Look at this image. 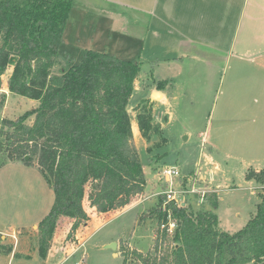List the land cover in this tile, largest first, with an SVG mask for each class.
Here are the masks:
<instances>
[{"label":"trees","instance_id":"1","mask_svg":"<svg viewBox=\"0 0 264 264\" xmlns=\"http://www.w3.org/2000/svg\"><path fill=\"white\" fill-rule=\"evenodd\" d=\"M77 1L0 0V108L6 101L2 88L6 72L5 90L38 103L19 117L0 120V168L7 163L31 167L53 191L52 206L37 224L41 258L59 222L71 224L67 240H74L88 222L83 202L87 206L90 179L95 181L90 203L96 214L129 206L146 187L127 112L139 62L90 49L80 63L65 64L52 72L58 64L69 13ZM164 84L158 82V89ZM142 104L136 123L147 139L156 131L152 107L146 100ZM30 118H34L32 124L27 123ZM245 179L263 184L264 169L246 171ZM212 200L215 207L217 201ZM162 203L159 197L147 212L158 224L166 219ZM166 207L174 215L176 229L171 235L159 230L152 249L145 253L122 244L121 264L264 262V187L255 214L234 233L219 227L212 210L194 211L174 202ZM144 215L138 224L145 220ZM168 240L170 247L165 245ZM11 252L12 246L2 243L0 235V254Z\"/></svg>","mask_w":264,"mask_h":264},{"label":"rangeland","instance_id":"2","mask_svg":"<svg viewBox=\"0 0 264 264\" xmlns=\"http://www.w3.org/2000/svg\"><path fill=\"white\" fill-rule=\"evenodd\" d=\"M105 7L118 12L123 20L111 21L106 14H97L101 20H96L94 12L89 10L88 6L71 8L63 32L58 64L52 72L57 73L65 64L80 63L85 52L90 49L120 59L138 61L139 73L127 105L131 123L136 122L137 114L143 110L144 100L141 99L147 97L148 90L154 83L159 79L167 84L164 91L169 93V105L160 107L156 114L152 111V125L156 132L145 139L140 131L137 135L136 128L133 129L137 136V139L133 136L134 143L146 178L145 190L132 200L134 205L118 214L111 212L96 218L91 215L86 225H83L84 228L81 226L76 232L79 239L85 232H90L101 223L87 236L80 250L76 235L74 240H67L70 222H59L44 258L39 254L37 229L34 231L31 225L22 228L8 225V222H0V234L7 237V243L14 245L12 254H0V264H121L119 250L122 244L143 253L151 250L160 229L157 219L148 218L147 212L159 202L158 195L164 190L165 185L158 179V171L162 166H176L180 172V180L185 179L186 182V179L190 178L193 184L197 182L195 188L207 191L208 197L214 192L217 193L215 207L211 204L213 195L199 207L196 206V195L178 198L185 201L184 206L187 205L194 211L203 207L212 210L217 215L219 227L223 231L237 232L256 212L261 189L254 181L246 180L245 173L250 168L264 169V159H259L262 161L259 162L251 154V151L254 154L256 150L254 152L248 145L252 127L250 119L239 118L233 113L232 102L226 99V95L230 99V94H227L225 86L222 87L218 80L220 75L213 78V75L202 73L199 80L191 82L189 87L184 79L188 78V61L182 65L173 61H162L156 66L157 59L173 57V54L165 55L157 49L153 62L142 63L140 58L154 55L151 53L154 47L149 41L143 51L142 43L137 41L136 34L139 29L135 24L136 12L125 6ZM7 74L8 72L3 76L4 90L7 88ZM176 83L178 93L174 89ZM9 94L0 108V120L19 117L38 104L36 101ZM174 94H177V99L171 100ZM146 101L148 104V100ZM169 117L170 119H167ZM33 119L30 118L27 123L32 124ZM233 129L235 133L238 132L235 140L232 137ZM185 182L184 186H188ZM94 183L95 181L90 179L91 190ZM263 186L264 183L261 184V187ZM39 200L41 201V197ZM141 214H145V220L138 224L136 219L137 216L140 219ZM79 231L81 234H78ZM112 243L117 244L115 251L107 248ZM70 245L77 247V253H68L72 251ZM165 245L170 247L172 244L168 240ZM16 253L26 257L15 256Z\"/></svg>","mask_w":264,"mask_h":264},{"label":"crops","instance_id":"3","mask_svg":"<svg viewBox=\"0 0 264 264\" xmlns=\"http://www.w3.org/2000/svg\"><path fill=\"white\" fill-rule=\"evenodd\" d=\"M76 4L73 7L88 6L89 10L94 12L96 20L100 18L97 14H106L111 21L123 20L118 12L104 8L106 5L110 8L125 6L135 11V24L139 29L136 34L137 41L142 43L143 51L149 41L154 47L151 51L152 55L154 54L152 59L149 55L140 58V61L153 62L157 49L165 55L173 54V57L157 59L156 66L162 61H173L179 65L188 61V78L184 79L189 87L191 82L199 80L202 73L213 75V78L219 74V82L222 87L225 86L227 94H230V99L227 95L226 99L232 102L233 113L239 118L250 119L252 127L248 145L254 152L256 150L254 154L250 150L251 154L255 159H264V0H84L77 1ZM158 82L163 80L158 79ZM158 82L148 90L147 97L141 99L148 100L150 106L151 94H161L159 100L151 106L153 114H156L160 107L168 106L170 102L169 93L164 91L167 84L158 89ZM174 89L176 93L179 92L177 83ZM4 92L7 98L10 94L7 90ZM176 99L177 94H174L171 100ZM134 127L135 133L139 135L136 122L131 123V130L137 139ZM237 133L233 129L234 140ZM259 186L260 189L264 187ZM93 192L94 188L89 192L86 203L88 208L83 202L88 216L91 218L93 215L96 218L110 214L111 212L95 213L90 203ZM214 193L211 195L217 200V193ZM210 196L207 197L208 200ZM53 200V191L37 170L21 163H7L0 168V222H8V225L22 228L31 225L35 231L39 221L48 213ZM132 205L134 204L129 206ZM125 208L114 212L118 214ZM95 228L85 232L80 239L76 235L79 250ZM0 235L2 243L12 246V254L14 245L6 242L7 237L4 234ZM19 255L21 254H15ZM21 256L26 257L24 254Z\"/></svg>","mask_w":264,"mask_h":264},{"label":"built area","instance_id":"4","mask_svg":"<svg viewBox=\"0 0 264 264\" xmlns=\"http://www.w3.org/2000/svg\"><path fill=\"white\" fill-rule=\"evenodd\" d=\"M158 179L165 185L163 188L164 190L158 195V197L163 198L161 210L166 212V221H162L159 224V229L160 231L165 230L167 233H172L176 229V221L172 218L173 214L167 209L166 205L169 202H174L177 206H184L185 201L180 200L178 196L196 195L198 197L196 206L199 207L204 201H206L208 193H206L207 191L205 190H197L195 188V185L197 184V182H195L196 180H194V184L192 183L193 180L190 178L186 179V182L185 179L180 180V172L176 166H162L158 171ZM184 182L187 183L188 186H184ZM70 246L72 251H68V253H76V250H78L77 247L75 245Z\"/></svg>","mask_w":264,"mask_h":264},{"label":"water","instance_id":"5","mask_svg":"<svg viewBox=\"0 0 264 264\" xmlns=\"http://www.w3.org/2000/svg\"><path fill=\"white\" fill-rule=\"evenodd\" d=\"M160 97H161V94L159 92H153L151 94V96L149 97L150 104L158 101ZM116 247H117V244L116 243H112L111 245H108L107 246V248H110L112 251H115L116 250ZM262 264H264V262Z\"/></svg>","mask_w":264,"mask_h":264}]
</instances>
